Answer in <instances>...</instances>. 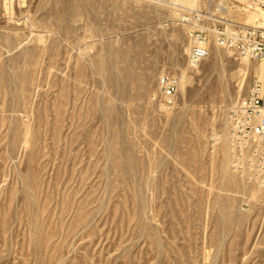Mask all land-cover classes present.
<instances>
[{
  "label": "rangeland",
  "instance_id": "1",
  "mask_svg": "<svg viewBox=\"0 0 264 264\" xmlns=\"http://www.w3.org/2000/svg\"><path fill=\"white\" fill-rule=\"evenodd\" d=\"M192 1L0 0V264H264L228 138L264 61L189 67Z\"/></svg>",
  "mask_w": 264,
  "mask_h": 264
},
{
  "label": "built area",
  "instance_id": "2",
  "mask_svg": "<svg viewBox=\"0 0 264 264\" xmlns=\"http://www.w3.org/2000/svg\"><path fill=\"white\" fill-rule=\"evenodd\" d=\"M184 11V10H183ZM258 13L254 24L240 21ZM264 0H207L206 9L184 11L179 17L189 33L188 65L197 68L209 57L210 47L231 49L246 59L264 61ZM179 80L162 76L159 86L166 108L176 103ZM228 138L234 165L249 173L264 189V80L254 81L248 94L229 110Z\"/></svg>",
  "mask_w": 264,
  "mask_h": 264
},
{
  "label": "bare ground",
  "instance_id": "3",
  "mask_svg": "<svg viewBox=\"0 0 264 264\" xmlns=\"http://www.w3.org/2000/svg\"><path fill=\"white\" fill-rule=\"evenodd\" d=\"M190 1H192V0H176L177 3H180L182 5H185L186 2L188 3V5H189V3L192 5L193 4L192 3L193 1L192 2H190ZM262 13H264V12H262ZM257 71H258L259 78H263L264 79V64L261 63V65L259 66V68L257 69Z\"/></svg>",
  "mask_w": 264,
  "mask_h": 264
}]
</instances>
